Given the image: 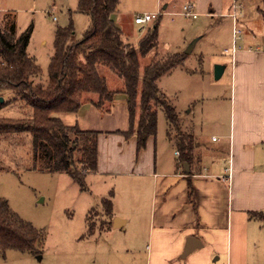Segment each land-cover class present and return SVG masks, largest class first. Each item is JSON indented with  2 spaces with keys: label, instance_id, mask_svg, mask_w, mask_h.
I'll return each instance as SVG.
<instances>
[{
  "label": "crops",
  "instance_id": "obj_1",
  "mask_svg": "<svg viewBox=\"0 0 264 264\" xmlns=\"http://www.w3.org/2000/svg\"><path fill=\"white\" fill-rule=\"evenodd\" d=\"M188 3L193 5L196 19L203 17L210 23L225 18L231 22L232 38L234 27L240 32L230 48L223 50L226 59L213 62L225 66L220 79L226 76L228 83L227 99L221 97L223 106H214L215 110H226L224 118L214 113L217 119L213 123L220 132L215 149L200 143L198 132L201 135L203 129L193 128L196 149L189 162L181 161L177 152L172 156L174 146L169 158L164 154L158 158L155 137L137 151L135 136L124 135L130 116L122 93L113 96L107 113L90 103L96 100L94 95L74 114L79 129L99 132L93 176H104L114 183L132 182L137 185L129 189L145 192L148 205L132 193L127 215L115 212L113 198L111 227L104 232L127 240L128 227L141 231L142 237L136 241V247L143 242L141 249L132 252L131 243L125 245L129 264H230L232 257L240 259L246 252V244L247 248L251 242L254 250L264 246V220L249 218L250 214L264 215V52L258 50L264 45V0H186L183 4ZM177 6L173 0L158 1L155 20L179 14L174 12ZM137 16L142 15L128 18L133 21ZM193 36L183 47L197 40L192 52L206 39L205 33ZM209 43L215 41L210 38ZM106 83L112 91L121 90L123 85L116 78ZM214 140L212 137V143L218 142ZM233 229L237 231L234 244Z\"/></svg>",
  "mask_w": 264,
  "mask_h": 264
},
{
  "label": "rangeland",
  "instance_id": "obj_2",
  "mask_svg": "<svg viewBox=\"0 0 264 264\" xmlns=\"http://www.w3.org/2000/svg\"><path fill=\"white\" fill-rule=\"evenodd\" d=\"M158 1L163 2L119 0L113 18L122 30L123 42H128L134 47H137L147 29L158 23L157 50H152L143 59L139 58L140 73L153 59L154 53L158 57L180 50L184 53L186 48L183 47L193 39L194 33L206 34V39L198 43L195 51L185 55L182 65L159 78L157 85L177 112L181 130L193 135V128L198 131L203 129L201 135L198 132L200 143L208 149H215L219 144L220 132L213 123L217 119L214 113H217L219 118H224L226 110L223 111L224 108L215 110L214 106L216 104L223 106L221 97L224 95L223 99H227L228 83L226 76L215 81L212 72L216 64L213 62L215 59H226L223 57V50L229 49L233 41L231 22L225 18L210 23L203 17L196 20L185 18L180 12L186 0H173L178 5L174 12L179 14L163 15L161 19L151 21L143 27L134 25L128 18L130 15H143L145 12L157 14L155 7ZM76 7L77 0H0V30H5L3 23L5 20L13 23L17 35L28 27L32 28L27 53L36 60L42 71V79L34 82L45 84L47 81V67L53 53L56 28L65 27L72 21L75 28L73 39L76 41L90 26V18L77 13ZM51 15L56 19L52 20ZM262 18L264 22V16ZM210 38L215 44L210 45ZM100 74L104 75L106 81L111 78L119 79L112 72L103 69H100ZM93 96L85 95L82 102ZM0 99L12 101L0 110L1 118L14 120L25 118L18 98L6 92ZM136 101L135 123L140 112L139 99ZM59 117L65 125L75 123L74 114H62ZM168 130L175 135L174 128L169 129L162 111L158 109L157 133L153 140L158 158L163 154L166 158L171 156L170 147L173 149V143L170 144L166 140ZM212 137L214 141L218 139V142L212 143ZM30 149L31 139L27 135L8 136L0 141V198L8 202L14 214L39 232L37 244L39 254L9 250L0 256V264H129V253L126 254L125 245L130 242L132 252L137 248L141 249L143 242L136 247L137 237H142L141 231L135 227L130 230L128 227L125 232L127 240L124 237L113 238L104 232L100 234V230L107 227L108 220L104 211V200L112 201L115 198V212L127 215L132 193L133 197L139 198L141 204L148 205L144 198L145 192L136 191L135 188L129 189L130 185L137 184L126 183L125 180H117L114 183L107 177L97 178L93 176L94 174H87L80 186L66 173L37 170L34 162L29 160ZM177 150L174 147L172 156ZM194 152L193 150L192 155ZM175 155L179 157L178 152ZM86 218L90 229L87 228ZM88 230L92 232L90 237L87 235ZM235 233L237 235V231L233 229V244ZM246 245L244 248L246 252H243L241 258L232 257L229 263L264 264V246L254 250L251 242L247 248Z\"/></svg>",
  "mask_w": 264,
  "mask_h": 264
},
{
  "label": "trees",
  "instance_id": "obj_3",
  "mask_svg": "<svg viewBox=\"0 0 264 264\" xmlns=\"http://www.w3.org/2000/svg\"><path fill=\"white\" fill-rule=\"evenodd\" d=\"M118 5L119 0H77L76 12L88 16L90 26L76 41L72 21L56 28L45 84L34 82L42 79V71L27 53L32 28L17 35L13 23L5 20V30H0V97L10 92L18 98L25 116L20 120L0 117V141L8 136H29V160L37 170L66 173L80 186L87 174L96 172L99 132L81 130L76 123L65 125L59 115L76 114L85 95L96 96L90 103L102 113L109 112L116 93L126 96L130 127L124 135L135 136L137 151L156 136L158 109L169 129L174 128L175 135L170 130L166 135L178 149L180 160L189 162L195 148L194 136L181 130L177 112L157 85L159 78L182 65L185 55L170 53L158 57L154 53L140 73L139 58L157 50L158 23L147 29L137 47L125 43L113 18ZM100 69L122 80L121 90H109ZM137 99L140 112L135 123ZM10 103L11 100H2L0 110ZM104 202L108 220L100 233L111 227L112 201ZM249 218L264 220V215L250 214ZM86 223L90 229L87 218ZM87 235L90 237L92 232L88 230ZM38 241L39 232L14 214L8 202L0 198V256L9 250L38 255Z\"/></svg>",
  "mask_w": 264,
  "mask_h": 264
},
{
  "label": "built area",
  "instance_id": "obj_4",
  "mask_svg": "<svg viewBox=\"0 0 264 264\" xmlns=\"http://www.w3.org/2000/svg\"><path fill=\"white\" fill-rule=\"evenodd\" d=\"M180 14L188 19H196L197 18V14L194 12V7L192 4L188 3L186 5H184L182 7V10L180 12ZM52 20H55L56 18L51 15ZM159 16V12H157V14H144L142 16H137L133 19V22L135 25H138L140 27H143V25H146L147 23L155 20L157 17ZM239 31L234 27L233 28V38L234 39H238L239 38ZM260 51L264 52V45H262L261 47H259Z\"/></svg>",
  "mask_w": 264,
  "mask_h": 264
},
{
  "label": "water",
  "instance_id": "obj_5",
  "mask_svg": "<svg viewBox=\"0 0 264 264\" xmlns=\"http://www.w3.org/2000/svg\"><path fill=\"white\" fill-rule=\"evenodd\" d=\"M197 40H193L188 46L187 48L185 49L184 51V55H189L191 54L195 44H196ZM225 69V66L223 65H215L214 68H213V76H214V79L215 81L219 80L220 77L222 76V73ZM2 102V99H0V103ZM38 259L40 260V257H38Z\"/></svg>",
  "mask_w": 264,
  "mask_h": 264
}]
</instances>
